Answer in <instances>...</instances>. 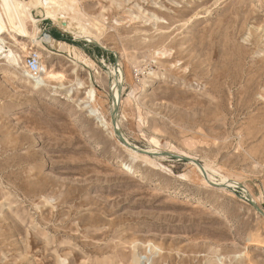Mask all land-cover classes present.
<instances>
[{
	"label": "rangeland",
	"instance_id": "374dc122",
	"mask_svg": "<svg viewBox=\"0 0 264 264\" xmlns=\"http://www.w3.org/2000/svg\"><path fill=\"white\" fill-rule=\"evenodd\" d=\"M70 8L93 19L92 37L71 41L50 19ZM44 10H31L42 34L79 58L25 41L22 57L44 46L42 65L62 76L33 90L0 55V264H264V0ZM111 72L122 74V136L214 180L189 160L123 149L109 126Z\"/></svg>",
	"mask_w": 264,
	"mask_h": 264
},
{
	"label": "bare ground",
	"instance_id": "6f19581e",
	"mask_svg": "<svg viewBox=\"0 0 264 264\" xmlns=\"http://www.w3.org/2000/svg\"><path fill=\"white\" fill-rule=\"evenodd\" d=\"M31 1V0H30ZM44 2V3H43ZM49 2V0H44L39 5H34L29 0H0V54H3L2 60L3 62L1 65L9 68L12 70V74L14 77L21 75L20 80L26 86L31 87L33 90H39L42 87L47 88L50 86L51 80H60L62 79L61 74H55L52 70H47L41 63L40 67V75L33 78L31 77L24 69V61L22 60V54L25 50V45L22 46L25 41L29 40L31 43H36L38 47H41L43 43L51 45L54 49H64L67 51V59L68 57L72 58L74 62L78 60V53L74 52V46L63 42H59L54 40L51 36L42 34L41 30L39 29L37 22L38 20L32 16L31 10H37L39 7L44 10L45 5ZM34 3V2H33ZM117 3V2H116ZM45 15V14H44ZM51 15V14H49ZM48 15V16H49ZM133 15V14H132ZM47 16V15H45ZM44 16V17H45ZM47 16V17H48ZM52 19L58 26L62 27L63 30L70 32L75 38L80 40H85L87 37H92V28L91 20L88 15L82 14L80 10L77 8H70V9H60L52 15ZM5 33L7 38L10 40V45L12 48L8 50H3V39L1 34ZM89 39V38H88ZM87 39V40H88ZM91 40V39H90ZM88 42H92V40ZM94 41V40H93ZM30 43V44H31ZM94 43V42H92ZM9 44V43H7ZM25 44V43H24ZM95 44V43H94ZM9 45V46H10ZM97 45V44H95ZM13 46L19 47V51L14 49ZM99 46V45H97ZM101 47V46H100ZM43 50L39 51L38 49H33V47L29 50H36L40 56H42V52H50L46 47H42ZM21 50V51H20ZM77 50V49H76ZM75 50V51H76ZM77 52V51H76ZM24 55V54H23ZM82 55V54H81ZM161 55V54H160ZM163 55V54H162ZM65 58V56H64ZM81 59V58H80ZM1 67V66H0ZM118 68V67H117ZM23 69V74H20L19 70ZM6 70V69H5ZM113 70V69H111ZM110 70V71H111ZM115 70V69H114ZM113 76H115V82L113 80V89L111 91V98H112V107L109 106V114L113 109L114 101L116 100L117 105L119 103L120 96L118 95V83L122 79V74L118 72H111ZM11 74V75H12ZM117 76V77H116ZM122 82V81H121ZM80 85V84H79ZM121 86V85H120ZM53 88V87H52ZM87 97L91 100L93 107L95 108V94L92 89L87 91ZM93 108V110H94ZM118 114L116 117V126L113 127L111 125V121L109 126L111 127V132L114 134V130L119 128L118 123ZM123 137V136H122ZM124 138V137H123ZM128 143H130L126 138H124ZM119 141V140H118ZM119 144L123 147V149L133 158L139 159H147L142 154H138L127 147H125L120 141ZM137 147L136 145H133ZM138 148V147H137ZM159 158H163L160 156ZM191 165L198 171V167L191 162ZM126 165H123L117 169V172L123 173L126 171ZM207 175V180H214L212 175L206 171V169L202 168ZM200 173V171H198ZM160 192V191H156ZM193 207H197V205L193 204ZM203 208V207H200Z\"/></svg>",
	"mask_w": 264,
	"mask_h": 264
},
{
	"label": "water",
	"instance_id": "95a60500",
	"mask_svg": "<svg viewBox=\"0 0 264 264\" xmlns=\"http://www.w3.org/2000/svg\"><path fill=\"white\" fill-rule=\"evenodd\" d=\"M44 33H48L49 35H51V32L49 29L45 30ZM69 40V39H68ZM71 41H76V40H80V39H77L75 38L74 36H71ZM69 40V41H70ZM97 46V45H96ZM99 48V50L101 51H104L106 52L107 50L105 48H102L100 46H97ZM121 94V89L120 87H118V95L120 96ZM110 99L112 100V98L110 97ZM117 114H118V105H117V102L116 100L114 101V106H113V109L112 111L110 112V121H111V125L113 127L116 126V117H117ZM114 134L115 136L117 137V139L125 146L127 147L128 149L138 153V154H142V155H150V156H164V157H168L170 159H176V160H189L191 161L193 164H195L200 172L202 173L203 177L206 178V174L204 172V170L202 169V166L196 162L195 160H192L190 158H187V157H184V156H180V155H176V154H173V153H170V152H148V151H145V150H142V149H139L133 145H131L130 143H128L123 137H122V134L120 133L119 129H115L114 130ZM258 212L264 217V212H262L260 209H257Z\"/></svg>",
	"mask_w": 264,
	"mask_h": 264
},
{
	"label": "built area",
	"instance_id": "2783aa9c",
	"mask_svg": "<svg viewBox=\"0 0 264 264\" xmlns=\"http://www.w3.org/2000/svg\"><path fill=\"white\" fill-rule=\"evenodd\" d=\"M2 55V54H0ZM41 56L36 50H29L24 58V69L33 78L40 74Z\"/></svg>",
	"mask_w": 264,
	"mask_h": 264
},
{
	"label": "crops",
	"instance_id": "0c3cea01",
	"mask_svg": "<svg viewBox=\"0 0 264 264\" xmlns=\"http://www.w3.org/2000/svg\"><path fill=\"white\" fill-rule=\"evenodd\" d=\"M51 32V31H50Z\"/></svg>",
	"mask_w": 264,
	"mask_h": 264
},
{
	"label": "trees",
	"instance_id": "16d2710c",
	"mask_svg": "<svg viewBox=\"0 0 264 264\" xmlns=\"http://www.w3.org/2000/svg\"><path fill=\"white\" fill-rule=\"evenodd\" d=\"M69 41V40H68Z\"/></svg>",
	"mask_w": 264,
	"mask_h": 264
}]
</instances>
